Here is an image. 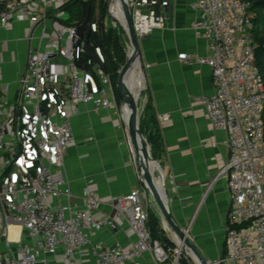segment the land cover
I'll return each instance as SVG.
<instances>
[{
	"label": "built area",
	"instance_id": "built-area-1",
	"mask_svg": "<svg viewBox=\"0 0 264 264\" xmlns=\"http://www.w3.org/2000/svg\"><path fill=\"white\" fill-rule=\"evenodd\" d=\"M69 1L0 0V27L21 16L29 21L26 41L38 42L29 47L12 99L7 85L0 89V240L9 249L0 251V264H36L59 251L65 264H73L88 246L94 262L79 264H139L145 252L156 264L164 263L169 254L147 224L146 188L114 198L112 216L96 215L100 200L89 188L82 191L80 208L71 204L65 156L74 141L72 119L80 105L97 112L116 104L104 55L89 41L98 31L99 10L95 7L92 21L65 24L62 7ZM125 1L137 39L163 25L170 3ZM113 7L123 16L119 0ZM191 7L198 17L189 27L206 40L207 53L176 55L210 68L214 92L194 100L203 105L212 128L227 133L229 151L222 169L229 195L225 254L214 264H264V80L256 64L251 3L194 0ZM123 222L135 237L129 245L91 244L92 235L118 231ZM13 225L32 240L19 239L10 247Z\"/></svg>",
	"mask_w": 264,
	"mask_h": 264
},
{
	"label": "crops",
	"instance_id": "crops-1",
	"mask_svg": "<svg viewBox=\"0 0 264 264\" xmlns=\"http://www.w3.org/2000/svg\"><path fill=\"white\" fill-rule=\"evenodd\" d=\"M193 1L170 0L163 25L138 38L145 84L134 98L131 113L157 164L156 181L164 190L176 223L188 231L206 259L216 261L225 254L229 195L227 175L222 169L227 164L229 151L227 133L213 129L203 105L194 100L197 96L213 94L210 68L192 60L182 62L176 55L180 52L199 56L207 53L206 40L189 27L198 17V12L191 7ZM48 12L50 15L56 13ZM45 28L51 30L50 21L45 23ZM28 29L29 21L21 16H16L7 28L0 27V48L11 46L18 55L13 64H8L3 62L0 52V89L7 85L11 99L29 47L38 45L36 39L30 43L26 41ZM36 33L40 34V28ZM130 56L131 51L127 49V59ZM129 68L131 76L132 63ZM114 100L116 109L97 112L91 105H80L72 119L74 141L65 156V179L74 195L71 204L80 208L82 191L89 188L100 200L98 216L114 214V198L133 189H145L138 165L130 157L134 149L119 111L122 101L115 95ZM51 202L56 203V199ZM146 205L150 214L148 228L161 239L170 232V225L148 191ZM12 227L16 230L13 239L10 237ZM167 236L179 246L173 233ZM8 239L12 248L19 239L32 240L18 226L9 228ZM134 240L124 222L118 231L105 229L91 236V244L117 242L126 246ZM0 251L9 252L5 240H0ZM75 258L73 264L93 263L95 255L88 246L85 254ZM36 264H65L63 253L59 251L46 260L39 259ZM139 264L156 263L151 254L145 252ZM160 264H172V259Z\"/></svg>",
	"mask_w": 264,
	"mask_h": 264
},
{
	"label": "water",
	"instance_id": "water-1",
	"mask_svg": "<svg viewBox=\"0 0 264 264\" xmlns=\"http://www.w3.org/2000/svg\"><path fill=\"white\" fill-rule=\"evenodd\" d=\"M119 1L122 5L123 16H121L120 13L117 11V9L113 7V0L108 1L110 3L109 7L115 21L118 23V25L125 33L131 51V56L127 59L126 63L122 67L123 69H121V72L119 74L118 82L123 91L122 94L123 101L119 106V111L123 123L129 133L130 143L132 148L134 149L133 156L136 165H138L137 168L142 183L147 189L148 193L152 196V198H154L162 215L164 216L170 227L173 229V232H175L176 236L178 237V241H179L178 252H183L191 264H214V261H210L206 259L203 253L192 242V240L188 236V231L186 229H183L176 223L174 217L172 216V212L168 205L163 188L160 185H158L157 181L154 179V173H151L149 168L147 167V163L149 161L152 162L154 167H156L157 164L153 160L150 154L149 145L146 139L144 138L142 133H140L138 124L134 119V117L132 116L131 109L134 103V97L132 95L131 88L127 84L124 90V84H123V78L126 72L128 71L130 63L132 64L138 63V68L142 75V85L145 84V71L143 70L144 66L140 58L138 39L132 27V21H130L131 15L129 8L125 0H119ZM127 110H129V115L127 119H125V114Z\"/></svg>",
	"mask_w": 264,
	"mask_h": 264
},
{
	"label": "trees",
	"instance_id": "trees-1",
	"mask_svg": "<svg viewBox=\"0 0 264 264\" xmlns=\"http://www.w3.org/2000/svg\"><path fill=\"white\" fill-rule=\"evenodd\" d=\"M251 3L250 10L253 12V36L256 40L257 38V25H258V15H256L255 10L259 9L260 7H264V0H248ZM72 3H79L80 4V19L76 23H69L68 19L62 20L65 24H72V25H78L79 22L82 23L85 20L92 21L94 17V9L95 7L99 10V16L97 18L98 20V31L96 34H93L89 37V41L92 40L93 46H98L100 50L102 51V54L105 58V63L103 65L105 72L109 75L110 81L112 85L117 84V78L120 69H122V66L124 65L126 59H127V49H128V40L121 29V27L118 25V23H114L112 26L104 27L103 18L105 15V9H106V0H70L69 3H67L65 6H69ZM88 11V13H87ZM91 42V41H90ZM263 51L264 52V43L257 44L256 41V50H255V56H256V64L258 68L260 69V72L262 74L263 80H264V63L261 62L257 57V52ZM130 69V68H129ZM130 72L129 70L126 72L124 76V90L126 88L127 81L129 79ZM133 82V79H132ZM110 84V85H111ZM262 120L264 121V113ZM264 125V122H263ZM149 219V216H148ZM151 237L153 239H157L154 235V233L150 232ZM153 234V236H152ZM163 240V238H161Z\"/></svg>",
	"mask_w": 264,
	"mask_h": 264
},
{
	"label": "rangeland",
	"instance_id": "rangeland-1",
	"mask_svg": "<svg viewBox=\"0 0 264 264\" xmlns=\"http://www.w3.org/2000/svg\"><path fill=\"white\" fill-rule=\"evenodd\" d=\"M107 4H106V9H105V15H104V18H103L104 27L112 26V25H114V23H117L115 21L114 17L112 16V13H111L110 9H108ZM62 11L64 12L63 13V19L64 20L68 19L69 23H76L80 19L79 18L80 17V4L79 3H72L69 6L62 7ZM255 13H256V15H258V25H257L258 31H257V38H256V40L254 38V40H255V44H256V41H257V44L259 45V43H264V7H260L259 9H256ZM19 36L21 37V35H19ZM90 41H91L90 43L93 45L92 40H90ZM10 47L11 46L7 47V45H4L2 48H0L1 49L0 52L2 54L3 62L8 63V64H10V63L13 64V62L17 60L18 55H17V52H14V50H12L13 48H10ZM129 50H130V47H129V44H128V51ZM257 56H258L257 58L261 62L264 63V52L263 51H258L257 52ZM125 63H126V61H125ZM263 71H264V69H263ZM120 72H121V69L119 71V74H120ZM119 74H118V78H117V84H115V85L111 84V86H112L113 94L121 102V101H123L122 100L123 91H122V88H121V86H120V84L118 82ZM128 81H129V79H128ZM128 81H127V83H128ZM123 84H124V80H123ZM128 135H129V133H128ZM150 154H151V152H150ZM130 157H131L132 160H134L133 153H131ZM154 179L155 180L157 179L156 168H155V171H154ZM168 229H169V231L171 233H173L176 236L175 232H173V229L171 227L168 226ZM170 232H168V233H170ZM168 233H166L165 235H162L163 240L159 239V242L167 250V252L169 254V258L172 259V261H174V259L178 258V264H191L183 252H179V253L175 252V249L178 251V245L176 243L170 242L168 240V236H167ZM152 236H153V234H152Z\"/></svg>",
	"mask_w": 264,
	"mask_h": 264
},
{
	"label": "bare ground",
	"instance_id": "bare-ground-1",
	"mask_svg": "<svg viewBox=\"0 0 264 264\" xmlns=\"http://www.w3.org/2000/svg\"><path fill=\"white\" fill-rule=\"evenodd\" d=\"M122 14H123V12H122ZM135 73H137V74L135 75ZM134 75H135V79L132 82ZM127 84L131 88L133 97L136 98L138 91L142 88V75H141V72L138 68V63L132 64L131 76H130V79H129ZM128 115H129V110L126 111L125 119H127ZM147 167L149 168L151 173H154V170L156 167H154L152 162L149 161L147 163ZM13 226H15V225H13ZM14 229H16V228H14ZM10 237L12 239L16 237V230H13V227L10 230Z\"/></svg>",
	"mask_w": 264,
	"mask_h": 264
}]
</instances>
